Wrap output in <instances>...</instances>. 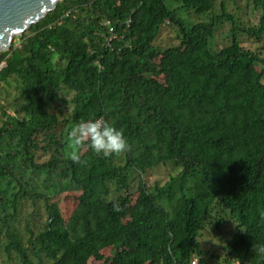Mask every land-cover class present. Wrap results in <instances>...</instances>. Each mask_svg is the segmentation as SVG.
<instances>
[{"label": "trees", "instance_id": "1", "mask_svg": "<svg viewBox=\"0 0 264 264\" xmlns=\"http://www.w3.org/2000/svg\"><path fill=\"white\" fill-rule=\"evenodd\" d=\"M175 1L212 13L217 0ZM253 1L263 9L255 26L225 2L187 25L165 0H61L1 52L0 88L15 90V104L0 106L9 256L21 264H33L30 253L42 264H264V46L240 37L264 42V0ZM225 22L230 42L217 49ZM166 25L178 27L180 42L161 48ZM58 101L73 106L70 116L55 111ZM101 117L131 150L104 157L84 148L85 165L66 159L69 129ZM160 165L178 172L151 187L145 175ZM28 201L49 214L37 233L27 221L29 247L15 226ZM206 231L221 235L218 249L203 247Z\"/></svg>", "mask_w": 264, "mask_h": 264}, {"label": "rangeland", "instance_id": "2", "mask_svg": "<svg viewBox=\"0 0 264 264\" xmlns=\"http://www.w3.org/2000/svg\"><path fill=\"white\" fill-rule=\"evenodd\" d=\"M165 2L171 9L177 10L178 16L187 25H192L200 21H208L213 12H221L222 2H225V5L229 12H231L240 19L242 25H259L263 13L262 8L255 7L253 0H217L216 9L212 11V13H199L193 8H184L181 6L180 2L175 0H165ZM230 27L231 24L229 22H225L215 33L213 41L217 49H220L221 47L227 45L230 42L229 37L226 36L229 32ZM178 31L179 30L177 26L173 28L169 25H166L160 37L156 41V45L161 48L177 45L180 42V39L178 37ZM240 37L246 46L251 47L253 49L264 46V42L255 43L253 39L248 38L246 34L240 33ZM15 39H18V36H16ZM17 44L19 45V42ZM14 91L15 90L13 88H6V86L0 88V106L4 102H8V100L10 102L9 106H13V104H15V101H13V97L15 96ZM13 108L14 107L10 108V112H14ZM72 109L73 106L71 104L58 101L56 103L55 111L59 113L62 117H68L71 115ZM4 119L5 115L3 114V110L0 108V126L3 125ZM177 172L178 171L173 169L172 165H160L154 169L149 170L145 175V180L151 187L155 185L162 186L171 179L172 175H176ZM137 185L138 180H135L132 184L133 191L137 189ZM59 199L55 200L54 202H58L60 208L64 210L63 200ZM48 220L49 214L44 202L40 201L38 205H34L32 201L27 202L26 206L22 211L20 222L15 223L17 230H21L25 246H30V244L28 243V239L31 237L30 231L26 229L27 221H30L32 231L37 233L38 230L41 229L43 223L45 224V222H47ZM0 229V264H21L22 261L14 251L12 252L11 256H9V254L6 252L4 248V243L9 239V237L7 236V229L6 227L2 226H0ZM227 230H229L228 233L230 235L232 229L228 228ZM220 236L214 237L212 233L206 231L204 236L201 238V243L204 248L210 250L218 249L221 246V243H219L218 241L220 239ZM104 252L106 254H110V250H105ZM30 258L33 264H42L40 260L35 258L31 253ZM90 264H104V262L91 260ZM192 264L195 263L193 262Z\"/></svg>", "mask_w": 264, "mask_h": 264}, {"label": "clouds", "instance_id": "3", "mask_svg": "<svg viewBox=\"0 0 264 264\" xmlns=\"http://www.w3.org/2000/svg\"><path fill=\"white\" fill-rule=\"evenodd\" d=\"M66 143L69 148L66 159L80 165L87 164V161L82 159L84 148L92 150L96 155L110 157L126 153L132 147L123 131L103 117L75 124L67 133ZM258 251L264 254V246H261Z\"/></svg>", "mask_w": 264, "mask_h": 264}, {"label": "water", "instance_id": "4", "mask_svg": "<svg viewBox=\"0 0 264 264\" xmlns=\"http://www.w3.org/2000/svg\"><path fill=\"white\" fill-rule=\"evenodd\" d=\"M61 0H0V55L11 48L15 37L26 32L57 7ZM52 219L55 217L51 212Z\"/></svg>", "mask_w": 264, "mask_h": 264}]
</instances>
